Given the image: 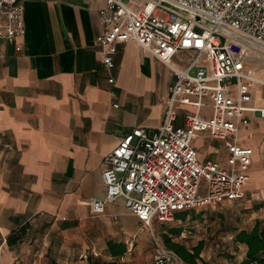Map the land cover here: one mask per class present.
Listing matches in <instances>:
<instances>
[{
    "label": "crops",
    "instance_id": "crops-1",
    "mask_svg": "<svg viewBox=\"0 0 264 264\" xmlns=\"http://www.w3.org/2000/svg\"><path fill=\"white\" fill-rule=\"evenodd\" d=\"M105 6L106 0H26L25 36L0 40V264L109 260L111 240L127 244L124 261L152 264L153 255L136 253L151 247L152 233L141 229L124 200L106 204L101 214L92 203L107 195L104 157L134 128L161 125L174 74L134 41L118 45L115 67L106 70L97 43ZM192 57L185 51L175 59ZM251 105L264 107V86L254 88ZM249 116L239 141L253 149L252 164L245 198L236 203L252 228L264 219V118ZM176 124L184 125L183 113ZM213 142L207 133L195 139L199 158L225 165L207 159L227 157ZM24 226V240L10 247L8 237ZM240 245L242 260L246 246Z\"/></svg>",
    "mask_w": 264,
    "mask_h": 264
},
{
    "label": "built area",
    "instance_id": "built-area-1",
    "mask_svg": "<svg viewBox=\"0 0 264 264\" xmlns=\"http://www.w3.org/2000/svg\"><path fill=\"white\" fill-rule=\"evenodd\" d=\"M25 1L0 0L1 41L25 36ZM99 18L106 70L115 67L118 45L134 41L169 66L174 82L161 125L134 128L104 157L107 195L93 201V212L123 199L141 229L153 231L180 212L243 200L253 149L240 144L239 131L249 114L264 118V107L251 105L254 88L264 86V0H106ZM185 51L193 57L178 68L174 60ZM202 133L220 141L225 165L199 158L194 141ZM152 264L187 263L161 250Z\"/></svg>",
    "mask_w": 264,
    "mask_h": 264
},
{
    "label": "rangeland",
    "instance_id": "rangeland-1",
    "mask_svg": "<svg viewBox=\"0 0 264 264\" xmlns=\"http://www.w3.org/2000/svg\"><path fill=\"white\" fill-rule=\"evenodd\" d=\"M178 65H185V62L174 60ZM261 76L263 79L264 66H262ZM197 145L201 144V139H198ZM220 141L213 142L212 145L219 146ZM209 146V144H207ZM206 149L201 150L202 153ZM207 159L221 158L226 161L225 153L220 156H212L207 154ZM185 219L175 220L171 223L163 224L155 222L153 225L151 247H146L144 250L136 251L138 258L154 257L161 250H169L163 240V235L170 233L171 228H183L184 232L180 237L174 236L176 242L184 244L187 248L192 249L200 242L204 243V248L198 264H235L243 257V248L235 242V229L247 227L249 228L252 222L250 221L249 213L244 210L242 205L236 202L223 203L216 207H204L196 210L188 211ZM135 256H131L133 262ZM151 260V259H150ZM153 260V258H152ZM151 260V262H152Z\"/></svg>",
    "mask_w": 264,
    "mask_h": 264
},
{
    "label": "trees",
    "instance_id": "trees-1",
    "mask_svg": "<svg viewBox=\"0 0 264 264\" xmlns=\"http://www.w3.org/2000/svg\"><path fill=\"white\" fill-rule=\"evenodd\" d=\"M191 211V210H188ZM188 211L177 214V220L186 218ZM26 228L24 226L15 230L7 239L10 247L19 245L25 238ZM235 242L246 246V253L242 260H238L235 264H264V219L256 220L252 228L235 229ZM184 232L183 228H171L170 233L163 235L166 247L176 253L187 264H198L204 243L200 242L192 249L187 248L184 244L174 241L173 237H180ZM107 252L111 259L106 260L101 257L90 255L88 264H130L122 258L128 252V246L125 242H117L111 240L107 243ZM49 264H59L56 260H51Z\"/></svg>",
    "mask_w": 264,
    "mask_h": 264
},
{
    "label": "water",
    "instance_id": "water-1",
    "mask_svg": "<svg viewBox=\"0 0 264 264\" xmlns=\"http://www.w3.org/2000/svg\"><path fill=\"white\" fill-rule=\"evenodd\" d=\"M196 20L203 21V22L205 21L204 19H202L201 17H198V16L196 17Z\"/></svg>",
    "mask_w": 264,
    "mask_h": 264
}]
</instances>
